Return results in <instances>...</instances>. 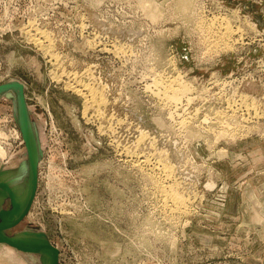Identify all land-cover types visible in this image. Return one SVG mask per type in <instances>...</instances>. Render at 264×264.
<instances>
[{
    "label": "rangeland",
    "instance_id": "1",
    "mask_svg": "<svg viewBox=\"0 0 264 264\" xmlns=\"http://www.w3.org/2000/svg\"><path fill=\"white\" fill-rule=\"evenodd\" d=\"M11 82L41 157L8 236L45 234L59 264H264V0H0ZM0 145L18 170L12 91ZM0 264L42 263L0 244Z\"/></svg>",
    "mask_w": 264,
    "mask_h": 264
},
{
    "label": "water",
    "instance_id": "2",
    "mask_svg": "<svg viewBox=\"0 0 264 264\" xmlns=\"http://www.w3.org/2000/svg\"><path fill=\"white\" fill-rule=\"evenodd\" d=\"M16 95L17 123L26 150V161L18 170H0V244L27 255H38L42 264H59V250L40 232L24 231L15 236L6 233L29 213L38 186V164L41 157L38 137L29 117L24 87L18 82L0 85V94ZM24 176V177H23ZM9 208L4 209V203Z\"/></svg>",
    "mask_w": 264,
    "mask_h": 264
},
{
    "label": "bare ground",
    "instance_id": "3",
    "mask_svg": "<svg viewBox=\"0 0 264 264\" xmlns=\"http://www.w3.org/2000/svg\"><path fill=\"white\" fill-rule=\"evenodd\" d=\"M195 13V12H194ZM196 14V13H195ZM201 16V15H200ZM200 16H198V17H200ZM40 17V16H39ZM229 19V18H228ZM227 19V20H228ZM35 20V19H34ZM201 20V19H200ZM223 21V20H222ZM221 21V22H222ZM34 24V23H33ZM198 25V24H197ZM227 25V24H226ZM202 26V25H201ZM32 27V26H31ZM195 27V26H194ZM203 28V27H202ZM211 28V27H210ZM213 29V28H212ZM204 30V29H203ZM224 30V33L226 34H228V32H229V30L226 28V29H223ZM231 30V29H230ZM228 31V32H227ZM211 32V31H210ZM48 33V32H47ZM209 33V32H208ZM222 33V32H221ZM230 33V32H229ZM235 33H236V31H235ZM210 34V33H209ZM34 35V34H33ZM219 35V34H218ZM222 35V34H221ZM230 35H231V33H230ZM220 37V36H219ZM209 38V37H208ZM221 38H222V36H221ZM214 39V38H213ZM212 39V40H213ZM224 39V38H223ZM37 40V39H36ZM215 40V39H214ZM42 42V41H41ZM53 42V41H52ZM94 42V41H93ZM221 42V41H220ZM219 42V43H220ZM227 42V41H226ZM49 43V42H48ZM89 43V42H88ZM42 46V45H41ZM50 46V45H49ZM115 47V46H114ZM216 48H218V47H216ZM46 49V48H45ZM121 49V48H120ZM223 50V49H222ZM226 50V49H225ZM217 51V50H216ZM49 52V51H48ZM121 53V52H120ZM48 56V55H47ZM89 71V70H88ZM69 74V73H68ZM77 74V73H76ZM87 74V73H86ZM151 74V73H150ZM60 76V75H59ZM146 76V75H145ZM160 76V75H159ZM158 76V77H159ZM55 77V76H54ZM55 78H57V77H55ZM54 78V79H55ZM151 78V77H150ZM76 79V78H75ZM159 79H160V77H159ZM153 81V80H152ZM159 81V80H158ZM157 81V82H158ZM164 81V80H163ZM179 81V80H178ZM182 81V80H181ZM74 82V81H73ZM83 82V81H82ZM147 82V81H146ZM151 82V81H150ZM175 82V81H174ZM160 83V82H159ZM163 83V82H162ZM164 83H166V82H164ZM182 83H183V81H182ZM181 82L179 83V82H177V86H179V88H180V90L182 89V87H184L183 85L184 84H182ZM174 85H175V83H173ZM93 85V84H92ZM99 85V84H98ZM160 85H161V83H160ZM174 85H171V82H169V83H167V84H163V88L159 91H157L158 92V95H159V97L161 98V99H164V100H166L167 102H169V103H175L176 101L178 102V98H176V97H174V96H169V94H167L168 93V91L169 90H173L174 89ZM74 86V85H73ZM72 86V87H73ZM72 87H70L71 89H72ZM105 87V86H104ZM66 88V87H65ZM75 89V88H74ZM86 89V88H85ZM78 90H79V88H78ZM77 90V91H78ZM92 90V89H91ZM174 90H177L179 93L181 92V91H179L177 88L176 89H174ZM78 93V92H77ZM96 93H97V91H96ZM92 94V93H91ZM177 94V93H176ZM87 95V94H86ZM83 96V95H82ZM93 97H94V95H93ZM102 97V96H101ZM86 99H87V97H86ZM87 102V101H86ZM92 104H94V103H92ZM90 105V104H89ZM89 105H88V107H89ZM85 106V105H84ZM98 106V105H97ZM91 107V106H90ZM248 108V107H247ZM170 110V109H169ZM246 110V109H245ZM93 113V112H92ZM101 113V112H100ZM86 114V113H85ZM98 115H100V114H98ZM90 116V115H89ZM99 117V116H98ZM87 119V118H86ZM89 121V120H88ZM120 121V120H119ZM223 122V121H222ZM224 123V122H223ZM224 125V124H223ZM208 127V126H207ZM206 127V128H207ZM116 128V127H115ZM223 128H225V126L223 127ZM228 128V127H227ZM101 129V128H100ZM210 129V128H209ZM230 129V128H229ZM224 130V129H223ZM226 130V129H225ZM224 130V131H225ZM234 131V130H233ZM233 131H231L232 133H233ZM220 133H221V131H220ZM231 133V134H232ZM238 133V132H237ZM227 134V133H226ZM231 134H230V136H231ZM235 134V133H234ZM221 135V134H220ZM142 136V135H141ZM143 139V138H142ZM145 139V138H144ZM210 142V141H209ZM133 151V150H132ZM127 152H128V150H127ZM128 156V155H127ZM134 156V155H133ZM142 156V155H141ZM137 161V160H136ZM139 161V160H138ZM153 161V160H152ZM159 161V160H158ZM165 161V160H164ZM142 163V162H141ZM163 163V162H162ZM136 164V163H135ZM133 165H134V163H133ZM132 165V166H133ZM164 166H165V164H164ZM169 167V166H168ZM155 168V167H154ZM142 170V169H141ZM170 170V169H169ZM150 171V170H149ZM152 171V170H151ZM167 172H168V170H167ZM145 173H147V172H145ZM171 173V172H170ZM149 175V174H148ZM169 175V174H168ZM165 178V177H164ZM172 178V177H171ZM174 181V180H173ZM162 188V187H161ZM176 188V187H175ZM174 189V188H173ZM162 192H163V190H162ZM170 194H173L172 193V190H171V192H169ZM167 194V193H166ZM174 194H175V192H174ZM177 194V193H176ZM175 194V195H176ZM168 195V194H167ZM164 196H166V195H164ZM176 196H178V197H176ZM176 196H173V197H171V196H168L169 198H170V200L172 199V202L174 203V204H176V205H179V204H183V202H182V198L180 199L179 198V195H176ZM255 199V198H254ZM186 200V199H185ZM172 203V204H173ZM256 206V205H255ZM261 206V205H260Z\"/></svg>",
    "mask_w": 264,
    "mask_h": 264
},
{
    "label": "flooded vegetation",
    "instance_id": "4",
    "mask_svg": "<svg viewBox=\"0 0 264 264\" xmlns=\"http://www.w3.org/2000/svg\"><path fill=\"white\" fill-rule=\"evenodd\" d=\"M0 155L1 156H4L5 155L4 151L1 149V145H0Z\"/></svg>",
    "mask_w": 264,
    "mask_h": 264
}]
</instances>
